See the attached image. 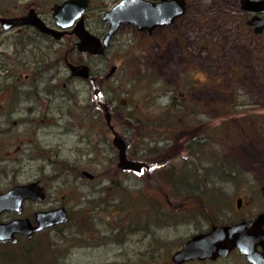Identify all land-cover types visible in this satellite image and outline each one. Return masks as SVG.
<instances>
[{"label":"rangeland","instance_id":"374dc122","mask_svg":"<svg viewBox=\"0 0 264 264\" xmlns=\"http://www.w3.org/2000/svg\"><path fill=\"white\" fill-rule=\"evenodd\" d=\"M96 1L100 4V16L114 4V0ZM232 2L187 0L185 13L172 24L155 28L151 34L137 30L132 24H124L114 36L112 47L104 55L89 58L81 56L94 73L101 77L94 86L88 80L71 78L68 84L67 133L61 134L59 140V129L54 127L51 129L53 134L50 140L45 141L51 146L45 153L52 158L54 152L58 157L61 155L66 160L65 164L41 165L36 162L40 160H32L34 155L40 156L38 146L33 147L32 143L23 144L22 137L25 139L29 136L23 134L21 128L19 131V128L7 126L5 135H0V189L41 177L47 196L40 206L46 208L63 205L70 220L68 219L65 226L54 227L16 245L0 247L5 252L15 251L2 253L0 264H45L42 261L44 255L56 262L64 259L67 264H104L108 259L106 255L111 254L112 250L109 242L104 244L102 241L107 239V225L123 223L128 217L135 223L140 221L144 201H137L138 197L133 190L126 192V202L120 198L119 209L111 205L113 183L110 181L116 180L118 175L134 173H124L116 169L117 152L106 142L109 140L110 144V137L106 135L104 110L99 107L101 99L92 98L96 91L101 90L103 96L109 99L106 101L109 107L113 101L118 104L126 103L125 105L133 102L131 114L136 116L138 123L140 114L136 109L145 101L151 105L153 100L146 97L148 93L166 95L178 89L183 94L196 96L201 100L229 102L233 99V105H238L240 103L237 102L243 100L255 102L253 111L250 108L232 107L224 116L228 130L223 135V151H226L237 167L235 176L254 175L259 180H264V70L256 66L263 45L242 20L237 18L233 7L228 4ZM103 27L100 21V31H103ZM122 57L127 58L126 62L121 60ZM114 64H118L120 68L118 74L107 80L103 79L104 74ZM61 68L64 72V66ZM190 76L194 79L191 85L177 86ZM217 79L222 81V85L214 84ZM89 99H95L94 103H98L101 110L93 117L91 109L84 106ZM157 100V104H162L165 98ZM120 111L123 113L117 111L116 118L119 119L117 123L123 127L127 110ZM165 119L168 122L165 125L174 123L170 114ZM219 120L221 119H213L211 123ZM143 124H146L144 120ZM206 125L202 124L200 127ZM130 127V137L134 144L137 142L140 146V137L146 135L140 136L134 132V124ZM147 129L143 131H149ZM149 129H155L154 125ZM155 134L149 131L148 144L153 143L152 135ZM59 142H62L60 150L55 146ZM157 148L158 146L151 148V153H155ZM132 149L133 152L139 150L137 146ZM172 153L173 151L167 150L165 154L157 153L148 158V164L155 163L149 174H162L160 171L172 163L176 166L183 163L173 160ZM184 154H181L182 159ZM133 157L144 160L139 155ZM179 168L186 172L190 169L186 166ZM84 169L95 174L94 180L80 177V172ZM124 184L126 183L122 182ZM224 197L222 202L229 208L231 196ZM125 203L126 208L122 206ZM32 206L34 205L26 203L24 212L30 214ZM226 211L229 212V209ZM203 212L206 213L204 210ZM187 220L189 221L186 215H180L178 222L183 238L190 232ZM183 238L179 244L163 246L160 252L162 258L168 260ZM106 247L109 248L108 251ZM135 259L137 258L132 259V264H141L134 261ZM145 264L158 263L149 261Z\"/></svg>","mask_w":264,"mask_h":264},{"label":"flooded vegetation","instance_id":"af4514ba","mask_svg":"<svg viewBox=\"0 0 264 264\" xmlns=\"http://www.w3.org/2000/svg\"><path fill=\"white\" fill-rule=\"evenodd\" d=\"M63 1L65 0H0V135H5L6 129H8L7 126L19 128V131L23 130L22 133L27 134L29 138L24 139L22 137V143H28V145L32 143L33 147L38 146L40 156L36 154L33 156L34 158H30L40 160L36 162L41 165L66 163V160L61 155L56 156L55 152L52 155L53 158L45 153L46 150L51 149V146L45 141L50 140V136L53 134L51 129L54 127L59 129V140L61 134L67 133L68 84L71 78L81 79L70 75L67 64L87 65L89 75L81 80H88L93 86L101 77L100 74H95L92 67L81 59V56L89 58L99 55L80 52L77 49L75 43L79 38L72 30L74 24L65 29L56 24L52 15V7ZM116 1L114 0L113 3ZM184 1L183 14L187 4V0ZM231 1L233 2L228 4L233 7V12L237 15V18L242 20L248 30L263 45L256 60V66L264 70V27L259 29L261 24L259 22H264V10L249 11L246 9L247 6L254 3L258 7L264 8V0ZM99 7L98 1L89 0L81 16L87 31L95 36L102 37L108 26L106 22L101 20ZM2 19L8 20L3 21ZM11 19H16L19 23L9 26ZM33 20H38L41 23L40 27L34 25ZM252 20L256 22V26L249 24ZM100 21L104 26L103 31L99 29ZM124 24L122 23L112 35L106 50L112 47L114 36L118 34ZM258 26L259 31H256L255 28ZM161 27L163 26L155 28ZM45 29H55L57 32H48ZM152 31L143 30L147 34H151ZM126 55L128 56V54ZM75 57L78 59L76 60ZM126 59L122 57L121 60L126 62ZM128 62L129 59L127 64ZM61 66H64V72ZM119 70L118 64L110 66L103 79L112 78V76L118 74ZM193 81L194 79L190 76L186 81L180 82V85L178 83L177 86L188 87ZM214 84L222 85V81L217 79ZM178 91L180 93L176 94ZM118 94L119 92L117 96ZM97 95L96 91L92 98L97 99ZM146 97L153 100L151 105H148L145 101L142 102L141 107L136 109L140 114L138 116L140 117V123L137 122L136 116L131 114L134 106L133 102H131V106L130 104H118L113 101L109 107L106 102L109 99L103 97V102H99L100 106L98 103H94L95 99L94 101L91 100L92 103L89 99L84 104L85 107L91 109L92 117L100 113V108L104 110L106 135L110 137V144L109 140H106L108 146L111 145L115 148L112 143L113 132H118L130 140L127 157L135 159L133 156L139 155L144 157L143 161L148 165L145 174H122L116 176V180L110 181L113 183L111 205L114 208L119 209L121 206L120 198H127V193L132 190L138 197L137 201H144V206L138 223L128 217L123 223L114 222L107 225L106 231H108V234H105L107 239L102 241H104V244L109 242L112 250H110L111 254L106 255L108 259L104 264H132L134 257L137 258L134 261H139L141 264L149 261L158 264H264V223L259 227V236L252 243L255 257H250L235 246L226 253L215 257L192 259L180 263L172 260L173 253L191 236L207 233L214 226H232L244 221H251L259 213H264V195L261 191L264 180H259L254 175L239 177L208 172L203 174L201 169L204 168L207 171L212 167H217L218 157L227 154L226 151H223V135L228 130L224 122V116L228 114L232 107H244L252 110L255 102L250 101L251 103H249L243 100L237 102L240 104L233 105V99L229 102L201 100L199 97L183 94L178 89L172 90V94L148 93ZM158 98H165V100L162 104H157L159 102ZM123 109L127 110V113L124 115L125 126L122 127L120 123H117L119 119L116 117L117 113L122 112L120 110ZM115 113L116 115H114ZM169 114L174 119V123L165 125V123H168L165 119L166 115ZM107 118H109L111 127L107 125ZM213 119L221 120L211 123ZM143 120L146 124H143ZM97 123L99 124V119ZM131 124H134V132L137 134L142 132L141 134L147 135L149 131L151 134L152 132L156 133L158 135L157 142L154 145L152 143L148 144V138H146L140 146L137 142L134 144L130 137ZM202 124L207 125L200 127ZM152 125L155 129H149ZM140 127L141 129L148 128L149 131L144 132ZM40 134L42 136H39ZM61 143L55 144L59 150L62 146ZM136 146L139 148L138 153L133 152L132 149ZM152 146H158V148L155 153L149 155L148 148ZM170 146L171 148H169ZM167 150L173 151V160L182 161L183 163H179L177 166L172 163L173 165L165 167L164 170L172 168L170 174H149V170L152 169L153 165L150 166L147 159L157 153L165 154ZM182 153H185L184 159L181 158ZM165 156H168V154ZM212 157H214V160L211 159ZM96 162L101 164L99 160ZM180 166L193 167L190 168L192 171L189 169L186 172V170L181 171ZM95 177V174H93V178H90V180H94ZM33 179L30 181L39 183L45 192V197L40 201L25 200L22 204L21 213L9 210L3 211L0 214V222H6L16 217H28L31 224L35 225L34 213L36 211L53 208L40 206L47 196L45 186L41 177H34ZM122 182L126 184L122 185ZM118 183L120 186L117 187L116 184ZM13 185L0 189V191H5ZM225 195L231 196L229 208L222 202ZM124 202H126L125 199ZM26 203L34 205L30 214L24 212ZM122 206L126 208V203ZM226 209H229V212ZM180 215H186L189 219L186 222L190 232L184 235V238L181 237L182 234L179 229ZM65 225L67 223L54 224L31 235L15 234L14 241H0V247L16 245L22 240H28L54 227ZM181 238L183 240L180 246L169 255L168 260L167 258L163 259L160 254L161 248L165 245L179 244ZM63 242L65 241L63 240ZM108 250L109 248L106 247V251ZM12 252L15 251L5 252L0 248V257L2 253ZM42 261L45 264H67L64 259H58L56 262L50 260L49 256L46 255L43 256Z\"/></svg>","mask_w":264,"mask_h":264},{"label":"water","instance_id":"95a60500","mask_svg":"<svg viewBox=\"0 0 264 264\" xmlns=\"http://www.w3.org/2000/svg\"><path fill=\"white\" fill-rule=\"evenodd\" d=\"M88 1L65 0L52 7V15L56 24L64 29L74 24L72 30L79 38L75 46L80 52H88L92 55L104 53L112 35L122 23L133 24L138 30L151 32L157 26L171 24L175 18L183 14L185 7L184 0H118L101 15V20L106 22L108 27L105 34L100 38L89 33L83 24L81 15L87 7ZM246 9L250 11L264 10L255 3L247 6ZM17 23L19 22L16 19H11L9 26ZM32 23L38 27L41 25L38 20H33ZM259 23H261L260 28L259 26L255 28L256 31H259L258 28L264 27V22L260 21ZM249 24L256 26V22L253 20ZM45 31L57 32L55 29H45ZM67 65L71 76L88 77L87 65L73 63ZM107 125L111 127L109 118H107ZM112 143L117 148V169L141 174L143 169L147 168L144 161L127 157V148L130 144L128 138L123 137L118 132H113ZM80 176L92 178L93 174L87 170H82ZM261 191L264 195V185L261 187ZM44 197L45 192L37 181L16 184L5 191H0V214L6 210L21 213L22 204L25 200L40 201ZM34 220L35 225H32L27 217H16L6 222H0V241H14L15 234L31 235L45 227L64 223L67 220L66 209L64 206H57L44 211H36ZM263 223L264 213H259L251 221H244L233 226H214L207 233L195 234L187 239L173 253L172 260L180 263L192 259L215 257L226 253L235 246L250 257H255L252 243L259 236V227Z\"/></svg>","mask_w":264,"mask_h":264},{"label":"trees","instance_id":"16d2710c","mask_svg":"<svg viewBox=\"0 0 264 264\" xmlns=\"http://www.w3.org/2000/svg\"><path fill=\"white\" fill-rule=\"evenodd\" d=\"M123 92L125 93V91L123 90ZM122 93V92H121ZM102 96H103V93H101L100 95H98V99H101L100 100V102L102 103L103 102V99L104 98H102ZM140 118V117H139ZM142 125V124H141ZM170 125V124H169ZM141 133L142 132H140L138 135H140L141 136ZM143 135H145V134H143ZM156 135V134H155ZM152 135L153 137H154V140H151L153 143V145H154V143H156L157 142V138H158V136L156 135ZM147 136V137H146ZM145 137H143V136H141L140 138H141V142H140V144L141 143H144L145 142V140H146V138H148V134L146 135ZM149 139V138H148ZM148 141V140H147ZM154 146H152V147H149L148 148V154L150 155V154H152L151 153V148H153ZM212 160H214V157H212L211 158ZM218 160H219V163H218V165H217V167L215 166V168L213 167V169L214 170H212V169H210V170H205L204 168H201L202 169V173L203 174H205V173H213V174H227V175H235L236 173H237V167L234 165V163L230 160V156L228 155V154H223V155H221L220 157H218ZM151 165H155V163L153 164V162L151 163ZM67 166H69V165H67ZM165 169V168H164ZM162 170V171H160L162 174L164 173V174H170L171 173V171L170 170ZM197 170H198V168L195 170L196 171V173H197ZM69 220H70V217L68 218Z\"/></svg>","mask_w":264,"mask_h":264}]
</instances>
